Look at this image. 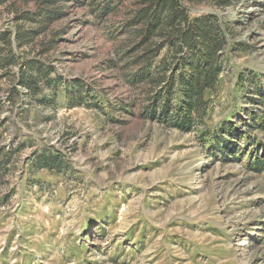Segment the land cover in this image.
Masks as SVG:
<instances>
[{
  "label": "rangeland",
  "instance_id": "1",
  "mask_svg": "<svg viewBox=\"0 0 264 264\" xmlns=\"http://www.w3.org/2000/svg\"><path fill=\"white\" fill-rule=\"evenodd\" d=\"M42 1L0 0L14 61L0 67V264H264V169L214 158L196 129L146 116L158 88L131 80L141 62L124 47L138 0H60L45 28ZM185 5L228 39L207 94L221 118L244 104L242 72L264 85V0ZM18 31L31 34L23 45ZM25 62L48 68L50 102L18 84ZM76 83L88 92L81 103L64 92ZM44 148L63 156L62 174L30 168Z\"/></svg>",
  "mask_w": 264,
  "mask_h": 264
},
{
  "label": "trees",
  "instance_id": "2",
  "mask_svg": "<svg viewBox=\"0 0 264 264\" xmlns=\"http://www.w3.org/2000/svg\"><path fill=\"white\" fill-rule=\"evenodd\" d=\"M43 1L42 10L39 11L42 17L39 19L41 27L45 28L61 11L54 7L60 0ZM200 1H137L132 17L124 23L132 36L124 47H131V52L135 53L130 55L133 62H141L138 76L131 75V80L137 77L151 88H158L149 97L151 102L145 111L147 117L167 121L181 131L196 129L198 144L207 154L223 162L247 156L248 169L260 172L264 169V142L252 132L264 133L263 82L253 72H242L237 85L243 88L244 104L228 115L213 118L214 107L207 94L216 88L224 72L220 67L229 45L215 17H192L185 5ZM106 3L110 4L108 0ZM20 17L29 16L24 14ZM30 35L16 32L19 45L26 43ZM165 46L170 51L169 57L159 65L157 71L151 69L152 58L157 57ZM234 48L238 49L237 46ZM5 50H9V37L5 32H0V67L8 68L14 61L10 51ZM24 65L28 68H23ZM24 65L20 66L18 84L30 96L36 97L39 104L50 102L52 99L41 93L46 89L44 84L50 81L48 68L42 67V63L25 62ZM13 88L19 91L17 87ZM74 88L73 94L64 90L66 95H73L74 103L88 98L86 87L83 90L76 83ZM39 94L42 95L38 99ZM65 163L59 152L48 148L35 152L30 158L31 169H46L56 174L66 170Z\"/></svg>",
  "mask_w": 264,
  "mask_h": 264
}]
</instances>
